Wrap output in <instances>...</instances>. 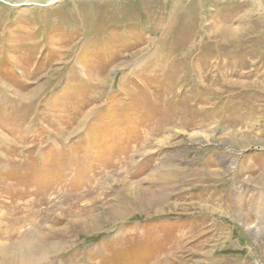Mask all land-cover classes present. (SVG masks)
Returning <instances> with one entry per match:
<instances>
[{"label":"rangeland","instance_id":"1","mask_svg":"<svg viewBox=\"0 0 264 264\" xmlns=\"http://www.w3.org/2000/svg\"><path fill=\"white\" fill-rule=\"evenodd\" d=\"M263 27L264 0H0V264H264Z\"/></svg>","mask_w":264,"mask_h":264},{"label":"bare ground","instance_id":"2","mask_svg":"<svg viewBox=\"0 0 264 264\" xmlns=\"http://www.w3.org/2000/svg\"><path fill=\"white\" fill-rule=\"evenodd\" d=\"M219 26L220 27H223L222 26V24H219ZM17 28V27H16ZM78 28V27H77ZM264 28V27H263ZM28 29H30V28H28L27 26H23V27H19L18 29H15V31H13L14 33H15V35L13 36V38L11 39V42L10 43H17V38L19 37L18 35L20 34V33H24L25 31H27ZM216 29V28H215ZM232 29V28H231ZM238 29V31H240L242 28H237ZM240 29V30H239ZM76 31H75V33L77 32V29H75ZM234 31V30H233ZM233 31L232 30H227V33H229L230 35H231V37H232V34H233V36H234V33H233ZM245 31V30H244ZM11 32V31H10ZM9 32V33H10ZM19 33V34H18ZM243 33V30H241V32H240V34H242ZM5 34V33H4ZM6 35H7V33H6ZM5 35V36H6ZM11 35V34H10ZM21 36H22V34H21ZM31 36V35H30ZM72 37H73V39H74V41H77V42H75V43H81L82 42V40H83V38H81L80 40L77 38V36H76V34H73V35H71ZM236 36V35H235ZM12 37V36H11ZM8 38V37H7ZM68 38H70V37H68ZM50 39V38H49ZM88 39V38H87ZM5 40V39H4ZM22 40H23V42H30L29 40H30V37H24V38H22ZM71 40V39H70ZM51 41V40H50ZM52 42V41H51ZM63 42V41H62ZM73 42V41H72ZM9 43V42H8ZM56 43V42H55ZM258 49V48H257ZM259 51V50H258ZM256 52V51H255ZM170 53L169 52H166L165 53V56H168ZM251 54V53H250ZM226 63V62H225ZM260 63V62H259ZM263 63V62H262ZM262 66V65H261ZM220 68V67H219ZM264 70V69H263ZM238 72V71H237ZM223 73H225L224 71H223ZM240 73V72H239ZM181 76V75H180ZM226 87V86H225ZM211 92V91H210ZM223 93V92H222ZM207 101V100H206ZM184 106V105H183ZM189 106H190V108H191V110H190V108H189ZM195 102L194 103H192L191 105H186V103H185V107H184V110H181V112H180V114H181V116H182V119H184L185 120V118H186V116L188 115V117L190 118L191 117V121L193 122L194 120H195V118H192V117H194V115H192V114H194V112H195ZM251 113V112H250ZM190 114H191V116H190ZM235 116V115H234ZM254 116V115H253ZM212 117L211 116H209V117H206V116H203V117H201V119H199V121H200V123H202V121H207L208 119H211ZM238 118V117H237ZM237 118H235V119H237ZM174 119V118H173ZM196 120H198V119H196ZM238 120V119H237ZM257 120V119H256ZM233 121V120H232ZM231 122V121H230ZM253 122V121H252ZM197 123V122H196ZM233 123V122H232ZM51 248V247H50ZM32 251V249H31V247H29V249H28V252H31ZM47 251V250H46ZM43 253V252H42ZM32 256H29L28 258H26L25 260H23L22 261V263L21 264H32V262H33V258H31Z\"/></svg>","mask_w":264,"mask_h":264}]
</instances>
